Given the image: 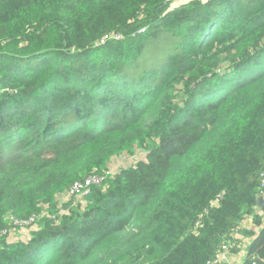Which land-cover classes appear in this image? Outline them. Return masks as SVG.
<instances>
[{"label": "trees", "instance_id": "obj_1", "mask_svg": "<svg viewBox=\"0 0 264 264\" xmlns=\"http://www.w3.org/2000/svg\"><path fill=\"white\" fill-rule=\"evenodd\" d=\"M263 171L264 0H0V264H208L249 217L253 264Z\"/></svg>", "mask_w": 264, "mask_h": 264}, {"label": "built area", "instance_id": "obj_2", "mask_svg": "<svg viewBox=\"0 0 264 264\" xmlns=\"http://www.w3.org/2000/svg\"><path fill=\"white\" fill-rule=\"evenodd\" d=\"M172 5H176V3L178 1H188V0H168ZM142 31H144V29H142ZM111 38H116V39H122L123 35L122 34H116V35H108L106 37H104L101 40V43H105L107 40L111 39ZM114 174L111 173L110 171H101V172H94L91 175L82 178V179H77L73 182V184L69 187V189L67 190V194L70 197H75V198H84L86 196H88L91 191L92 188L94 186H99L102 185L103 183H105L108 178H110L111 176H113ZM260 179H261V188L262 190H264V171L261 173L260 175ZM47 212H44L43 214H46ZM38 221V216L33 215L32 217H30L28 220H24V221H17L16 222V226H29L35 222ZM235 245V244H234ZM233 248V244L232 243H227L224 244L222 246V248L220 249V251L217 253L216 258L212 261L209 262L208 264H214L218 261H220L222 258H224V256L226 255V253L230 252ZM230 264H239L238 261H232ZM253 264H258L255 260L253 261Z\"/></svg>", "mask_w": 264, "mask_h": 264}, {"label": "rangeland", "instance_id": "obj_3", "mask_svg": "<svg viewBox=\"0 0 264 264\" xmlns=\"http://www.w3.org/2000/svg\"><path fill=\"white\" fill-rule=\"evenodd\" d=\"M181 2L182 1H178L176 4L178 5ZM149 142L150 141H147V144L138 143L133 147V149L122 151L121 153L113 156L108 161V163L106 164V167L103 169V171H110L111 173L115 174V173L122 171L123 169H125L127 167L135 166L138 162L145 161L147 158L148 150H149V145H150ZM68 189L69 188L58 193L56 198L58 200H67L68 198H70V196L67 194ZM78 199H82V198L79 197ZM45 212H47V211H45ZM42 216H45V215L43 214ZM37 222H35L29 226H22L21 225L19 227H16V229H14L12 234H11V239L13 241H17V240L27 241V240H29V238L31 237V231L33 230L34 227H36L35 225Z\"/></svg>", "mask_w": 264, "mask_h": 264}, {"label": "crops", "instance_id": "obj_4", "mask_svg": "<svg viewBox=\"0 0 264 264\" xmlns=\"http://www.w3.org/2000/svg\"><path fill=\"white\" fill-rule=\"evenodd\" d=\"M207 1V0H204ZM261 196L264 197V190H262ZM263 208L257 205V212L263 215ZM254 231V234H244L243 230ZM262 226H258L254 223L253 218L249 217L244 220L243 226L235 234L236 238V249L226 253L224 258L214 264H230L232 261H238L239 264H245L248 259V247L252 240L260 233Z\"/></svg>", "mask_w": 264, "mask_h": 264}, {"label": "water", "instance_id": "obj_5", "mask_svg": "<svg viewBox=\"0 0 264 264\" xmlns=\"http://www.w3.org/2000/svg\"><path fill=\"white\" fill-rule=\"evenodd\" d=\"M257 205L260 206V207H264V197L263 196H259L257 198ZM255 261L258 263V264H264V260L263 259H260V258H256Z\"/></svg>", "mask_w": 264, "mask_h": 264}]
</instances>
